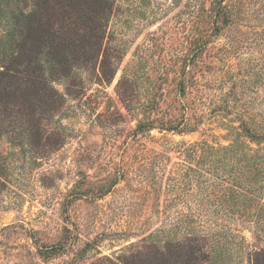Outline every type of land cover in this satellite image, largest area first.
<instances>
[{
    "label": "rangeland",
    "instance_id": "374dc122",
    "mask_svg": "<svg viewBox=\"0 0 264 264\" xmlns=\"http://www.w3.org/2000/svg\"><path fill=\"white\" fill-rule=\"evenodd\" d=\"M106 1L61 107L0 125V264H264L254 222L211 213L209 188L178 196L197 167L180 148L264 125V0H226L220 32L213 0Z\"/></svg>",
    "mask_w": 264,
    "mask_h": 264
},
{
    "label": "trees",
    "instance_id": "16d2710c",
    "mask_svg": "<svg viewBox=\"0 0 264 264\" xmlns=\"http://www.w3.org/2000/svg\"><path fill=\"white\" fill-rule=\"evenodd\" d=\"M225 1L213 0L216 32L222 29L218 24L227 28L233 22ZM109 7L106 0H0L1 126L19 123L24 116L34 118L39 110L61 107L53 83L72 78L85 64L94 62L101 52ZM241 122L227 146L196 143L179 149L197 167L190 168L186 189L183 192L179 185L178 196L192 188L204 194L209 188L211 194L204 200L213 205L211 213L223 220L238 217L254 222L263 233L264 125ZM199 248L189 251L190 260H198L196 253L206 247Z\"/></svg>",
    "mask_w": 264,
    "mask_h": 264
}]
</instances>
